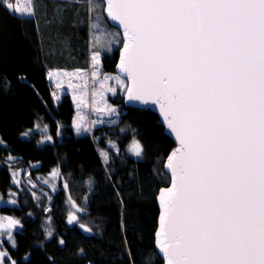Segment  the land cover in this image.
<instances>
[{
    "label": "snow or ice",
    "instance_id": "obj_1",
    "mask_svg": "<svg viewBox=\"0 0 264 264\" xmlns=\"http://www.w3.org/2000/svg\"><path fill=\"white\" fill-rule=\"evenodd\" d=\"M20 3L0 0V8L35 14ZM97 7L124 29L119 68L131 86L111 79L129 101L158 105L179 141L166 163L171 187L159 196L166 264H264V0H89V11ZM91 59L97 78L100 52ZM129 151L139 157L143 147L133 140ZM76 212L68 223L91 233ZM19 223L0 217V229ZM6 257L0 248V264ZM8 264L16 261L8 257Z\"/></svg>",
    "mask_w": 264,
    "mask_h": 264
},
{
    "label": "trees",
    "instance_id": "obj_2",
    "mask_svg": "<svg viewBox=\"0 0 264 264\" xmlns=\"http://www.w3.org/2000/svg\"><path fill=\"white\" fill-rule=\"evenodd\" d=\"M30 8L33 16L0 8V210L21 224L15 247L7 240L0 245L5 264L8 257L16 264H164L156 247L159 196L171 184L165 163L176 145L159 116L127 107L119 90L109 98L118 109L111 123L80 136L72 100L59 102L48 78L49 70L90 71L96 51L97 68L116 74L123 40L116 43L105 9L89 11V0H31ZM43 135L51 137L46 144ZM135 138L144 160L127 154ZM57 167L60 188L49 206L29 183L21 190L14 185L17 168L42 185ZM69 201L84 210L91 233L68 223Z\"/></svg>",
    "mask_w": 264,
    "mask_h": 264
},
{
    "label": "rangeland",
    "instance_id": "obj_3",
    "mask_svg": "<svg viewBox=\"0 0 264 264\" xmlns=\"http://www.w3.org/2000/svg\"><path fill=\"white\" fill-rule=\"evenodd\" d=\"M22 6L30 7L31 0H21L20 7L22 8ZM117 31H118L117 35L119 37V40H116V43H119L120 37L122 40H123V37H122L121 32L118 29ZM97 44L98 42L96 43V45ZM92 70L93 69H91L90 71L75 72V71H70L67 69H59V70H49L48 72V78L50 82L53 84L54 96L57 98V100H59V102H62L64 101L65 96H68L72 100L75 106V109H76L75 118L73 120V127L76 133L80 136L89 133L90 130L91 131L95 130L100 125L111 123V118L113 116H116L117 114L110 115L108 112V108L109 107L114 108L116 112L118 111V109L117 107H113L112 103L109 101L110 96L114 94L117 95V92L119 90L120 92L118 94L126 95L124 85L120 84L115 79H111V77L119 76L117 73L116 74L103 73L102 70L98 68L100 75L97 78H93L91 76ZM66 73L68 75H65ZM50 75H51V78H50ZM104 75L109 76L110 79L106 83H104V87L101 88L100 83L103 82L102 78ZM119 77L122 80H124L125 83L128 85L127 79L121 76ZM109 88L113 89L114 91H109L108 90ZM98 108H102L104 110L97 111ZM78 125L82 126L80 127L79 130H78ZM36 130L40 133L45 132V129L41 126H37ZM133 140H136L140 143L138 138H135ZM133 140L131 141L129 146L132 144ZM47 142H48L47 137L43 135L41 138V143L46 144ZM129 146L127 149V154L130 157L136 160L145 159L144 153H142V155L139 157L131 153L129 151ZM54 170L58 172L59 168L57 167L53 169V171ZM52 174L50 178H47L41 181L42 185L35 184L34 182L27 180V178L29 177L27 173H25V176H24L23 171L17 168V171L13 172L14 185L17 187V190H21L24 187L23 185L24 183L25 184L29 183L31 187H35V189H37L36 193H38L40 195L41 200H44L43 202H45V204L49 206L52 201L51 196L54 193H56L58 189L60 188L59 172H58V175L55 177ZM45 181H47V183ZM42 194L46 198H44ZM1 205H2V202H0V207ZM72 205L73 203L69 201L67 208H68V211H70V213L76 212V208H74ZM76 214L79 218V221L83 223V216L85 215L84 210L82 212H76ZM0 217L12 218V219L18 220L15 217L3 214L1 210H0ZM4 223L5 225H7L6 220L4 221ZM73 224L79 226V224L76 222H74ZM20 226L21 224L19 223L18 225H16L15 227L11 229H9L7 226H5L3 229H0V239H2L3 241L7 240V235H11L14 239L15 238L14 233L20 228Z\"/></svg>",
    "mask_w": 264,
    "mask_h": 264
},
{
    "label": "water",
    "instance_id": "obj_4",
    "mask_svg": "<svg viewBox=\"0 0 264 264\" xmlns=\"http://www.w3.org/2000/svg\"><path fill=\"white\" fill-rule=\"evenodd\" d=\"M102 1H103L104 4H106V0H102ZM104 14H105V17H106V20L108 21V23H109L112 27L118 29V30L121 32L122 37H123V31H124L123 26L120 25L117 21H113V20L111 19V17L108 16L107 11H106V8H105V10H104ZM123 43H124V37H123ZM122 53H123V45H122V48H121L120 51H119V61H118L117 66H116V73H117L119 76H121V77L127 79L126 76H125V74L122 73V72L120 71V68H119ZM128 86H131V85H130V81H128ZM125 105H126L127 107H129V108H135V109H149V110H151L152 112H154L155 114H157V115L159 116V119H160L162 125H163L164 128H165V134H166L167 136H169V137L173 140V142H174L175 145H176V148L179 147V141L176 139L175 134L172 133V132L167 128L166 122H164V120H163V117H162V115H161V113H160V110H159V106H158V105H154V104H151V103H149V104H143V103H141V102H139V101H129L128 98H127V94L125 95ZM176 148H175V149H176ZM166 163H167V162H166ZM166 163H165V171H166V172L170 175V177H171V171L166 167ZM169 187H171V184H170ZM159 205H160V216H161L162 209H161L160 200H159ZM159 228H160V218H159V227H158V231H159ZM158 231H157V233H158ZM156 247H157L158 252L160 253V255L162 256V258H163V260H164V264H166V258L164 257L163 253L161 252L160 247H159V244H158V236H157V245H156Z\"/></svg>",
    "mask_w": 264,
    "mask_h": 264
}]
</instances>
